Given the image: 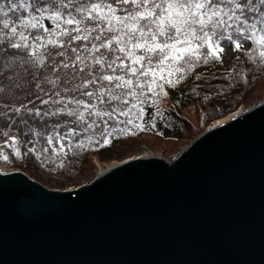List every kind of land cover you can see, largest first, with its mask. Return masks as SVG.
Returning <instances> with one entry per match:
<instances>
[{
	"label": "snow or ice",
	"instance_id": "1",
	"mask_svg": "<svg viewBox=\"0 0 264 264\" xmlns=\"http://www.w3.org/2000/svg\"><path fill=\"white\" fill-rule=\"evenodd\" d=\"M229 45L264 62V0H0V138L63 169L84 139L109 145L133 113L161 116L168 89L203 80Z\"/></svg>",
	"mask_w": 264,
	"mask_h": 264
},
{
	"label": "water",
	"instance_id": "2",
	"mask_svg": "<svg viewBox=\"0 0 264 264\" xmlns=\"http://www.w3.org/2000/svg\"><path fill=\"white\" fill-rule=\"evenodd\" d=\"M0 264H264V100L77 187L0 172Z\"/></svg>",
	"mask_w": 264,
	"mask_h": 264
},
{
	"label": "trees",
	"instance_id": "3",
	"mask_svg": "<svg viewBox=\"0 0 264 264\" xmlns=\"http://www.w3.org/2000/svg\"><path fill=\"white\" fill-rule=\"evenodd\" d=\"M46 26L54 27L51 21L45 22ZM237 52V51H236ZM238 59L234 61L223 59V63L213 62L203 67H197L196 73L203 75V80L195 79V73L189 74L188 78L177 85L175 88H169V95L161 104L158 103L161 116H156L152 107H148V111L143 115L142 120L136 118L133 113L130 119L134 120L131 126L130 133H120L119 136L112 139L111 144L92 146L89 144L88 139H84V148L79 152L78 156L73 159L72 153L69 152L68 159L71 164H66L65 168H59L58 164H43L35 159L34 154H25L16 160L20 166L25 169H33L30 172L32 177L38 176L39 170L43 166L48 168H55L54 171L57 175L55 181L62 186L66 183L75 182L76 174L91 163L92 156H97L100 160H110L116 157H121L124 154L123 148L130 145L131 142H136L140 137L145 135H153L165 140H172L175 144L182 143L190 138L194 133L202 129V119L196 117L192 119L187 113L191 108L198 106L203 112L202 118L205 115L209 118H215L214 114L221 111L219 116L232 111L238 104L247 101L248 95L246 94L249 85L250 75H264V62L253 59L249 60V54L246 51L237 52ZM257 57L259 53L257 52ZM233 66L242 69V77L237 83H231L224 77L230 72ZM211 74V75H209ZM167 75V73H165ZM218 77V78H216ZM175 79V73L173 74ZM207 81L211 87L205 86ZM195 88L196 92L192 89ZM218 90L226 92L227 96L222 93L220 96L214 93H219ZM204 96H208L209 100L204 101ZM200 132V131H199ZM198 132V133H199ZM12 133V132H10ZM95 138H93L94 140ZM123 151V152H122Z\"/></svg>",
	"mask_w": 264,
	"mask_h": 264
},
{
	"label": "rangeland",
	"instance_id": "4",
	"mask_svg": "<svg viewBox=\"0 0 264 264\" xmlns=\"http://www.w3.org/2000/svg\"><path fill=\"white\" fill-rule=\"evenodd\" d=\"M250 45H243V48L247 49ZM228 48L232 49L230 51H227L226 53H221L223 55L225 60L234 61L237 59L238 54L234 50V45L227 46ZM264 74V72H262ZM249 85H248V92L246 94L248 95L247 101L242 102L234 107L232 111H229L224 114L228 115L231 112L242 109L245 110L246 108L264 100V75H250L249 77ZM220 95L223 93L224 96H227L226 92H222V90H218ZM219 95V96H220ZM221 112V111H220ZM219 111H217L215 115H217L215 118H209L205 115L204 119L202 118L203 112L201 108L198 106H195L191 108L189 112H187L192 119H196V117H199L202 119V129L199 130L197 133H194L190 138H188L186 141L182 143L175 144L172 140H165L153 135H145L144 137H140L136 142H131L130 145L128 144L123 148L124 154L121 157H116L115 159L110 160H100L97 156H92L91 163L85 168L84 170L78 172L76 174V180L75 182L66 183L62 186H60L57 181H55L56 173L47 166H43L39 170L38 176H34L36 180L43 183L45 186L53 189H68L77 187L79 185L85 184L90 182L98 173L103 171L104 169L115 165L119 163L120 161L129 158V157H135V156H159L166 160H170L176 153H178L181 149H183L190 141H192L197 135H199L202 131H204L214 119L219 117ZM223 116V115H222ZM122 151V152H123ZM14 170H21L26 172L28 175H30V172L33 171V169H25L23 166H20L16 162L13 164ZM31 176V175H30ZM32 177V176H31Z\"/></svg>",
	"mask_w": 264,
	"mask_h": 264
},
{
	"label": "built area",
	"instance_id": "5",
	"mask_svg": "<svg viewBox=\"0 0 264 264\" xmlns=\"http://www.w3.org/2000/svg\"><path fill=\"white\" fill-rule=\"evenodd\" d=\"M10 135H15L11 133ZM3 139H0V172L7 173L14 170L13 160L17 157L14 150L10 149L8 146L3 144ZM11 143V142H10ZM16 147H22L19 144H16ZM3 155H9V160L5 161Z\"/></svg>",
	"mask_w": 264,
	"mask_h": 264
},
{
	"label": "bare ground",
	"instance_id": "6",
	"mask_svg": "<svg viewBox=\"0 0 264 264\" xmlns=\"http://www.w3.org/2000/svg\"><path fill=\"white\" fill-rule=\"evenodd\" d=\"M242 112V109H238V110H235V111H233V112H231L230 114H228V115H223V116H219V117H217L216 119H214L213 121H212V123L210 124V126L212 127L213 125H217V124H219V123H221V122H223V121H226V120H228L229 119V117H231L232 115H235V114H239V113H241Z\"/></svg>",
	"mask_w": 264,
	"mask_h": 264
}]
</instances>
